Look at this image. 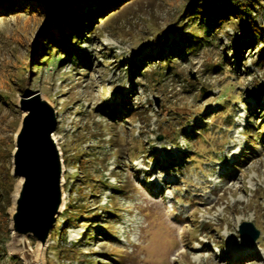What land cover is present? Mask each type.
Segmentation results:
<instances>
[{
    "label": "rangeland",
    "instance_id": "374dc122",
    "mask_svg": "<svg viewBox=\"0 0 264 264\" xmlns=\"http://www.w3.org/2000/svg\"><path fill=\"white\" fill-rule=\"evenodd\" d=\"M21 1L27 8L0 12V264L38 258L39 243L16 237L10 214L19 100L34 93L56 111L64 169V204L42 264H264V66L255 63V35L185 16L198 3L228 1L121 0L82 43L89 67L63 52L51 62L54 49L37 70L40 39L67 14ZM95 1L69 0L83 10ZM238 1L240 11L254 1L264 28V0ZM21 66L29 70L18 80ZM123 96L136 113L100 111ZM83 201L88 211L65 226V204ZM243 221L260 230L256 241L240 234Z\"/></svg>",
    "mask_w": 264,
    "mask_h": 264
},
{
    "label": "water",
    "instance_id": "95a60500",
    "mask_svg": "<svg viewBox=\"0 0 264 264\" xmlns=\"http://www.w3.org/2000/svg\"><path fill=\"white\" fill-rule=\"evenodd\" d=\"M19 107L23 116L15 134L11 174L20 181L10 213L11 229L16 237L30 236L39 243L36 264H42V250L64 204L63 160L53 137L57 115L48 100L39 93L22 97ZM239 232L251 242L256 241L260 234L250 221H243Z\"/></svg>",
    "mask_w": 264,
    "mask_h": 264
},
{
    "label": "trees",
    "instance_id": "16d2710c",
    "mask_svg": "<svg viewBox=\"0 0 264 264\" xmlns=\"http://www.w3.org/2000/svg\"><path fill=\"white\" fill-rule=\"evenodd\" d=\"M41 2L50 5L52 10L56 9V13L61 12L63 9L67 14V17H62L61 23L60 20H57L53 23V28L49 29V35H43L41 44L43 50L41 52V57L33 61L35 63V70L40 68V60L43 61L45 58L50 56L51 50H54L52 57H49L53 63H58V58L60 54L67 53L70 56V60L73 64L81 63L90 66V54L87 51L82 49V43L85 40L91 39V34L93 33L96 27H93V24H96V18L103 17L105 11L109 8L119 5L121 0H96L95 5L91 6L87 10H83L81 7L73 8L72 4L66 0H38ZM228 2L223 4L216 3H198L195 5V9L189 10L185 16L197 14L198 22H206L207 24L216 25L215 30H219L226 26H240L247 33H253L255 38L253 41L256 43L257 47V58L255 63L260 66H264V28L256 23L255 17L252 15V9L254 8L255 3L249 2V7H246L244 11L239 10L241 5L238 0H227ZM26 1L21 0H0V12L5 13L6 15L17 12L25 7ZM257 2V1H256ZM258 3V2H257ZM55 7V9H54ZM53 12V11H52ZM53 12V13H54ZM114 13V12H113ZM109 14L108 16L112 15ZM44 14H47V11L44 10ZM207 17L206 21L204 18ZM192 20V18H191ZM196 20V19H195ZM65 28V29H64ZM58 38V41L55 40ZM203 38L202 35H198L197 31H192V40L197 44L200 43V40ZM261 42L260 47L257 45L258 42ZM236 42L235 49V58L236 62L239 63V55L241 48L240 45ZM252 42V41H251ZM253 42V43H254ZM170 59L168 58V61ZM218 66V65H216ZM168 69V66H165V70ZM29 70L28 66H21L18 73V80H21L22 71ZM262 93V89H257L255 96L259 99ZM124 101L122 100H111L106 101L105 104L101 107L100 111L103 114L109 115L111 119H116L122 114V111L126 113L133 114L138 111L140 107H136L130 102V96H123ZM264 119V113L260 115L259 122ZM258 122V123H259ZM254 127V124H250ZM261 130V126L257 127V133ZM246 136V135H245ZM250 138V135H247ZM260 140L264 143V133H261ZM146 152V151H144ZM89 180V179H88ZM97 196V195H95ZM76 207V208H74ZM87 204L83 201L80 205H72L71 203L65 204V210L68 212V216H65L64 222L69 224L72 221H75V217L80 216L82 212L88 211ZM112 209H108V212L114 214ZM65 228L61 227V231L65 232ZM52 231L56 232V228ZM104 231V230H103Z\"/></svg>",
    "mask_w": 264,
    "mask_h": 264
},
{
    "label": "bare ground",
    "instance_id": "6f19581e",
    "mask_svg": "<svg viewBox=\"0 0 264 264\" xmlns=\"http://www.w3.org/2000/svg\"><path fill=\"white\" fill-rule=\"evenodd\" d=\"M53 137H54V139H56L55 136H54V134H53ZM196 247H200V243L199 242H197Z\"/></svg>",
    "mask_w": 264,
    "mask_h": 264
}]
</instances>
